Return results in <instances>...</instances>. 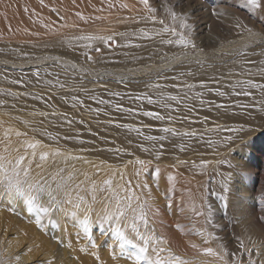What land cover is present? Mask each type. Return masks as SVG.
<instances>
[{"label": "rangeland", "instance_id": "rangeland-1", "mask_svg": "<svg viewBox=\"0 0 264 264\" xmlns=\"http://www.w3.org/2000/svg\"><path fill=\"white\" fill-rule=\"evenodd\" d=\"M162 1L149 0V6L156 9L155 13H149L141 4L143 7L142 12L137 15L140 16L144 13L146 15H143V17L137 16L136 18L139 21L142 18L144 19L145 23L142 22L143 27L140 28V33L145 36V39L134 40L135 49L132 50L130 55H127L133 58L135 62H141L135 64L139 66L138 69H143L145 68L143 66H146L148 73L151 68L161 64L160 61L161 59L163 60L162 56L167 54L168 51H175L183 47L180 45L176 49L164 48L162 45L160 46L161 42L163 40H168L172 33L168 32L169 34L163 33L162 35H157V33L161 32L163 27L167 26L172 29L176 24V22H173L175 20L170 17V13L175 11H171L169 14L165 12L166 7L169 6L170 8L172 3L175 7L180 9L181 15L175 12L178 18L184 15L182 16L183 18H189L191 16L190 18L194 19L196 30L190 31V34H188V31L186 34H188V38L195 47H183L181 51L182 55L184 54L186 57L190 56V58H192L193 55V58H200V56L206 55L207 52L210 53L213 51L211 47H201L202 44L208 45V43L210 44L213 42L224 43L226 40H233L234 35L232 34L243 27L245 22L240 21L239 16L236 14L237 12L242 15L248 14L247 16L254 15V17L259 18L260 23L263 22L262 24H264L263 14L246 5V0H222L226 4L231 3L230 7L232 6L233 9L228 8L227 10L229 12L224 10L225 13L223 10H211L210 8L207 9V7L205 9L204 5L207 6L211 0ZM200 3L201 5L198 6ZM0 7V22L4 23L2 25L3 32L10 36V38L8 36L9 40L6 38L7 40L4 41L5 43H0V48L4 51L0 53V71H2L0 73V156H4L7 160H11L13 164H15L17 157L21 155L24 156L26 159L22 167L30 168V175L27 177L30 182L48 181L54 188L56 182L60 181L61 177L67 178L71 175L73 179L67 183L66 190L72 192L73 200H75L76 195L79 194L91 203L92 193L90 191V186L93 183L97 185V191L95 193L97 202L92 205L95 212L88 217L90 221V231L85 233L83 225V220L85 219L83 206L75 218L68 214V210L72 208L70 204L64 205V212L53 209L50 210L48 214H44L39 212L36 206H33L32 210L29 211L28 208H23L24 203V206H26L27 203L22 202L24 201L22 198L6 191L4 174L0 173V264H16L20 255H24V253L25 256H29L30 258L25 260L22 264H136L135 255L138 254V247L134 248L132 245L124 243L115 233L114 229L117 227L115 218L110 222H104L102 224L97 221L96 213L100 212L104 207L102 201H105L106 198L107 201H110L109 208L112 212L116 213V215H119L120 211L125 213L124 218L120 221V228L129 238L133 239L135 244L143 246V241L135 236L132 230L133 224H135L136 231H138L141 236L152 238L148 245V252L146 253L152 260L156 258L157 252H159L161 258L167 259L170 250L173 256H179L182 260L187 261L188 264H222L217 257L206 254L205 249L212 248L214 252L220 254H223L225 251L229 253L226 257L229 264H233L235 260H239V264H264V233L258 230V228H255L259 226L264 230V135H261V140L258 139L259 142L255 143V147H257L254 148V150L250 147H245V144L252 146L253 141L250 143L246 142V140H250V136H247V138L245 136L243 140H236L237 137L232 138L233 141L236 140L231 144L232 149L230 152L232 155L229 153V161L224 163L219 161L218 158L216 159L214 156L216 154L211 152L192 150L188 152L189 155L187 153L181 155L163 152L156 148L154 149L153 140L148 139L150 136L148 134L153 131L162 130L165 127L174 129L176 133L194 132L196 135L203 137H210L212 135H207L211 133L208 127L214 124L206 123L204 120L205 117L199 115L193 107L187 104L185 102V96L181 91H178L184 88L185 84H189V82L178 80L177 78H174L177 79L175 83L173 82L170 84L169 82V84L177 89V92H175L177 94H173V96L176 97L175 100L178 102V105L174 109H171V111H165L163 113L165 116L164 124H157V126L154 124L151 126V123L138 121L135 114L140 112L139 109L136 110L138 112H135V110L129 111L130 115L123 117L124 119L112 120V118H106L100 113H94V111H82L84 109H78L77 105L64 106L59 104L58 96L62 97L61 95H64L66 92L74 93L76 91H86L96 86L102 87L104 85L111 89V91H108L109 93L128 92L129 90L124 91L122 87H117L115 84L118 85L117 83H120L121 80H125L121 77L124 76L125 73L130 72L129 74L132 75L138 69H133L135 65L132 66V64L125 66V64L120 61L106 63L98 58L85 59L83 61V65L86 64L84 75L81 71L82 66L75 73L68 75L66 73L53 72L48 74L47 78L42 79L43 83L41 82V78L38 79L39 82L34 81L31 83L29 75H33L35 72L38 73L39 69L42 67L37 64L38 61L46 62L49 60H59V58L63 60L66 59H64V56L55 57L56 55H54V57L57 59H53V55L51 57L49 54H52L51 52L54 51L49 52L50 50L41 43L24 42L22 38L19 41L15 40L18 39L19 36L17 34H21V30L18 31L13 25L10 23L8 24L5 16L12 13L11 16L13 17L17 12H14L10 6V13L8 11L5 12L4 6L0 5ZM194 7L198 8V10ZM11 9L13 12H11ZM229 9H231V11ZM32 11L33 9H30L29 13ZM53 11L52 9V12ZM196 11L199 12L197 13ZM5 13L7 15H5ZM153 15L156 17L155 22L152 20ZM7 18L9 17L7 16ZM12 20L17 21V18H12ZM147 21L149 24H146ZM160 21H164V23L161 24ZM197 21H200V23ZM5 23L9 26L11 25V28H8V25ZM6 25L7 30H12L10 33L6 30ZM228 27L232 30H229ZM262 30H264V25L262 26ZM176 36L179 39V35ZM208 36L210 38H208ZM12 39L15 40V44ZM225 45L226 44H224V46ZM202 49L204 51H202ZM147 53H150V55H146ZM65 64H69V62H65ZM173 65L174 64L170 65V67ZM111 70L113 72H111ZM155 72L156 73L152 76L153 79H146L147 82L150 80L151 82L153 81L154 86L157 85V83L162 84V77L160 76V72L162 71ZM48 78H50V80ZM45 80L46 82L48 80L50 82L53 81L51 82L53 85L49 83V81L46 83ZM131 80L138 81V79ZM164 84L169 86L168 82ZM60 85H63V87ZM115 89L119 90L115 92ZM149 89L150 92H155L154 89ZM131 92L136 93L139 91L133 90ZM156 92L158 93L160 91L156 90ZM179 93H181V95ZM177 97L182 99V101L180 99L178 100ZM114 105L119 108L124 107L121 101H118V103ZM129 116L131 117V121ZM168 117H171V119H168ZM69 121H71V123H69ZM126 124H129V127ZM121 127L130 128L129 130L132 132H137L136 128L139 127L138 129L140 131L145 132L146 135L144 137H147L141 138L138 136L139 133L135 132L136 135H134L133 138L123 137L118 134ZM219 128L221 127L219 126ZM236 129H239V127ZM114 130L116 132H114ZM18 132L21 133V135H16ZM151 136L153 137L154 135ZM128 138L131 139L130 142ZM143 139L146 144L143 142ZM135 140L137 141L135 142L136 144L134 143ZM139 140L140 143H138ZM36 142H39V146L35 149L36 155L33 157V150L27 148V144ZM99 142L102 143L100 144ZM125 143L128 145H125ZM142 143L143 145L145 144V146H143ZM237 143L239 145H237ZM141 147L150 148L149 153L148 151L144 152V148L141 149ZM241 147L243 150L247 149L246 153L242 150L246 154L245 157L239 154ZM117 150H119L120 153ZM55 151H60L63 155H52ZM43 152L49 153L46 161H41L39 159L40 154ZM106 152L108 153L106 154ZM138 152L141 153L139 154ZM157 153H159V158H157ZM255 153H257V155H254ZM135 154L136 156H134ZM234 155L240 158H236ZM72 157H79V159H72ZM122 158H125L124 161ZM215 159L217 160L216 162ZM251 159L253 160L251 161ZM138 160H144L145 165L142 166L136 163ZM204 160L206 161V168L201 167V162H204ZM225 163L229 164L226 165ZM136 164L138 165L136 166ZM219 164L220 167H218ZM37 165L40 166L37 167ZM195 165L198 166L196 167ZM12 166L13 165L7 166L9 175H11ZM192 166L194 167L191 168ZM198 167L202 168V174L194 171V168ZM217 171H220L222 175H220V172L217 174ZM137 173H139V175H137ZM250 173L255 177L253 175L252 177ZM121 174L123 175L122 179ZM203 174L205 176H203ZM219 175L222 176L223 179L222 177L220 178ZM20 178L25 179L23 173H21ZM228 178L230 180H228ZM109 179L113 181L112 189H115L119 194L120 209L116 208V200L112 197L110 190H99L103 182ZM77 185L79 187H77ZM221 189L223 191H221ZM225 193H227L226 197L224 195ZM229 198L230 201L227 200ZM234 198L236 200H234ZM19 199L22 201L15 204ZM4 200L7 205L3 203ZM200 200H202V202ZM21 203L23 205H21ZM129 203L130 207L128 206ZM14 204L15 206H13ZM37 204L47 206L46 198L38 200ZM18 205L23 208L19 210H22L21 214L17 212V207L19 209ZM141 205H144V212L146 214L145 220L147 223H145V220L139 219ZM192 205H194V208ZM250 205L253 206V209ZM245 206L246 209H244ZM27 207H29V205ZM25 210H28V213ZM15 212H17V214ZM262 214L263 216H260ZM250 215H252L255 221L250 218ZM254 215L258 217L257 220ZM38 216L41 218L40 224L36 223V218ZM15 219L17 221L14 222ZM21 223L23 225H21ZM36 225L38 228L35 227L34 229ZM42 229H45V232ZM40 231L44 233L41 234ZM41 236H43V238H41L42 240L39 238ZM157 239L160 241L166 240L167 243L157 244ZM241 242H243V247L240 246ZM220 243L221 245L219 246ZM93 244H95V247ZM193 245H195V247H193ZM153 248H155L156 251H153ZM160 249H165V251H160ZM247 249L251 250L252 257L249 256L248 251H246ZM64 258L67 260H64ZM139 264H148V262L141 260Z\"/></svg>", "mask_w": 264, "mask_h": 264}, {"label": "bare ground", "instance_id": "bare-ground-1", "mask_svg": "<svg viewBox=\"0 0 264 264\" xmlns=\"http://www.w3.org/2000/svg\"><path fill=\"white\" fill-rule=\"evenodd\" d=\"M171 2H172V0H171ZM262 2H264V0H262ZM110 3L112 4V7H109ZM124 4H126L127 7H121V5H124ZM230 4L229 3L226 4L222 0H211L207 4V6L204 5V7H205V9L207 7V9L210 8L211 10H223L224 11V10H227L228 8L232 9V6L230 7ZM0 5L4 6L3 8H5V12L8 11L10 13L9 6L14 10V12L15 11L17 12V14L15 13L16 15L13 13L14 14L13 17L11 16L12 13L10 15H7L5 13V15H7L9 18L11 16V18H10L11 21L9 20V18H7V16H5L6 17L5 19L8 21L7 23L8 24L10 23L11 25H13L15 29H18V31L21 30L20 31L21 34L20 33L17 34L16 32L15 33L13 32L14 34H17L19 36L18 39H15V40L19 41L22 38V39H24V42L41 43V44L45 45L48 50H50L49 52L54 51V52H51L52 54H49V55H51V57H52V55H53V58L64 56V59L67 60L66 61V60H63L62 58H59V60L57 59L55 61L49 60L46 62H42V61H38V63L35 62L42 67L39 69V72H38L39 76H37V72H35V74H33V75H29V79H31V81H30L31 83H33L34 81L39 82L38 81L39 78H41V82H42V79L47 78L48 74H51L53 72L54 73L55 72L66 73L69 75V74L77 72V70H79L82 66L83 67L81 68V71H82V74L84 75L85 71H86V64L83 65V61L85 59H89V57H91V59L98 58L99 60L105 61L106 63H112V62H119L120 61V62L124 63L125 66L131 65V64L133 66L135 64L141 63V62H135L133 58H130L127 56V55H130V53H132L133 49H135L134 40L145 39V36L140 33V28L143 27L142 22H144V19L142 18L143 20L140 19V21H139L136 18L138 16L137 14H140L142 12V9H143L142 5L137 0H42V2H41V0H0ZM199 5H201V3L198 4V6ZM41 7H42V9H41ZM202 7H203V5H202ZM194 8H196V7H194ZM12 9H11V12H13ZM25 9H27V10H25ZM30 9H33V11L29 13ZM52 9H54L55 12L54 11L52 12ZM231 9H229V10L231 11ZM0 10H1V7H0ZM196 10H198V8H196ZM254 10H258V9H254ZM3 11H4V9H3ZM171 11H175L181 15L180 9L175 7L173 5V3H172V6L170 8H169V6H167L166 10H165V12L167 14H169V12H171ZM258 11L264 15V11H261V10H258ZM194 12H195V10H194ZM227 12H229V11L227 10ZM55 13H56V15H55ZM186 13H187V10H186ZM190 13H192V12H190ZM224 13H225V11H224ZM208 14H210V13H208ZM208 14H207V16H208ZM236 14L239 16L241 22L245 21L244 26L242 24V26L245 28L240 26L241 28L239 30L237 29L238 31L236 33L232 34V35H234L233 40H226V41H224V43L223 42L222 43L213 42L210 44L208 43V45L205 43L207 46L202 44L201 47H203V48H205V47L210 48L211 47L213 51L210 50L211 52L210 53L207 52L206 55L201 54L202 55V57L200 56L201 59L197 58V57L193 58L194 55L192 56V58H190V56L186 57L184 54L182 55L181 51H182L183 47H180L178 50L168 51L167 54L162 56L163 60L161 59V61H160L161 64L160 65L157 64L158 66H156V67H154V65H153L154 68H151L149 73H148L146 66H143V67H145L143 69H138L139 66L135 65V67L133 69H138V70L136 72H134V74L130 75L129 74L130 72H129V73H125L124 76H121L126 81L121 80L120 83H117L118 85L115 84V86L122 87L124 89V91L129 90L128 92L126 91V92H121V93H109L108 91H111V89L105 87L104 85L102 87L96 86V87L91 88V89L86 90V91L85 90L80 91V92L76 91L74 93H68L65 91L66 92V93H64L65 96L64 95H61L62 97L58 96L59 104H62L64 106L77 105L78 109L79 108L84 109L82 111H86V110L94 111V113H100L102 116H105L106 118L107 117L112 118V120L113 119H118V120L122 119L123 117L130 115L129 111L135 110V112H138L136 110L139 109L140 112L135 114L136 116L134 115L135 117H137L138 121L144 122V123H149V124L151 123V126L153 124L155 126H157V124H164V120L158 121V120L153 119L152 117L143 115V113L144 112H158L161 115H163V113L165 111H168V110L171 111V109H174L178 105V102H176V100L170 99V97H174L173 94H177V93H175V92H177V89H175L174 86H171L170 84L173 82L175 83V81H177V79L178 80L179 79L185 80L186 82L188 81L189 84H187V85L185 84L184 88H181L180 86H178L179 88H181L178 91H181V93L185 96V98H186L185 102L187 104H189L191 107H193L195 109V111H197V113H199V115L205 117L204 120L206 121V123H210V124L213 123L214 124V125H211L210 127H208V125H207V127L209 128V132H211V133H208L207 135L208 136H210L211 134L212 135L210 137H206V136L203 137L200 135L187 136V135H183L184 133H178L177 135H173L172 133H164L162 130H159V131L157 130V131H153L152 133L148 134L150 136L154 135L153 137L157 138V139L153 140V148L159 149L160 151H163V152H169V153H175V154H181V155L186 154V153L188 154V152H190L192 150H200L202 152H208V153L211 152V153H214L217 155V156L214 155L216 159L218 158L219 161L224 163V162L229 161L228 158L230 157V154H231L230 150L232 149L231 144L234 143L236 140H243V138H245V136H246V138H247V136L248 137L250 136V138H249L250 140H246V142L250 143L253 141L252 146L245 144V147H247V148L250 147L254 150V148L257 147V146L255 147V143H258L259 142L258 139H260V137H262L261 135H264V88H261V87L252 88V87H247V86H242V85H245V83L247 81H251L252 83H254L256 85H264V30H262V26L264 24H262L263 22L260 23L259 18L254 17V15L253 16H251V15L247 16L248 14L242 15L238 12ZM143 15L145 16L146 14L144 13ZM143 15H140V16L143 17ZM263 15H262V17H264ZM140 16H138V17H140ZM182 16H184V15H182ZM0 17H1V14H0ZM170 17H171V15H170ZM190 17L189 18L184 17V20H185V22L192 25V28L190 31L196 30L195 25H194V19H192ZM2 18H3V16H2ZM12 18H17V21L12 20ZM211 19H212V16H211ZM173 22H176V24L174 25V28L172 27V29H175L176 34L170 35L168 39L173 40L174 43L167 44L163 40L161 42L160 46L162 45V47H164V48H169V49L178 48L180 45L175 43V41L178 40L176 35H179L180 33L186 34L189 31L187 29H183L180 27L181 20L179 18ZM7 23H5V24H7ZM198 23H200V21ZM3 24H4L3 22H0V43H5L4 41L7 40L6 38H8V36H9L3 32V26H2ZM146 24H149V22L147 21ZM7 25L5 27L6 30H7ZM11 25L10 26L8 25V28H11ZM202 25H203V23H202ZM229 30H232V29L229 28ZM233 30H235V29H233ZM7 31H9V30H7ZM11 31H9V33ZM15 31H17V30H15ZM85 36H96V37L102 36L105 38L112 36L114 38L115 42L113 43L112 41H109V42L105 43L101 40L88 41V40H84V39H77L78 37H85ZM9 38H10V36H9ZM9 38H8V40H9ZM208 38H210V37L208 36ZM13 40L14 39H12V41ZM15 40L13 42L14 44H15ZM229 41H231V42H229ZM20 42H23V41H20ZM208 42H210V41H208ZM14 44H12V45H14ZM224 44H226V45L224 46ZM88 45H90V47ZM96 49H99V51H96ZM202 51H204V50L202 49ZM3 52L4 51H2V48H0V53H3ZM199 52H201V51H199ZM54 55H56V56L54 57ZM146 55H150V53H147ZM158 61H159V59H158ZM65 62H69V64H65ZM53 63H55V64H53ZM172 64H174V65L170 67V65H172ZM151 67H152V65H151ZM155 71H162V72H160V76L162 77V82H161L162 84L157 83V85H159L160 87H156V85L154 86L153 81L151 82V80H150L149 82H147V80H146V79L152 78L154 73H156ZM1 72L2 71H0V73ZM111 72H113V71L111 70ZM111 72H110V74H111ZM113 75H115V74H113ZM135 75H137V76H135ZM141 78H143V79H141ZM174 78H177V79H174ZM48 79L50 80V78H48ZM131 79H138V81L137 82L132 81ZM45 82H46V80H45ZM51 82H53V81H51ZM165 82H168V84L170 82L169 86H166L164 84ZM62 83H64V82H62ZM177 85H178V83H177ZM179 85H180V83H179ZM183 85H181V86H183ZM149 88L154 89L155 92H156V90H158L160 92H158V93L157 92L155 93L154 91L150 92ZM80 89H81V85H80ZM116 90L117 89H115V92H116ZM133 90H136L139 92L132 93L131 91H133ZM63 92H64V90H63ZM221 92H223L224 95H220L219 93H221ZM246 92L251 93V94L250 95L243 94ZM181 93H179V94L181 95ZM161 94H162V96H161ZM73 97H76L77 99L74 100ZM137 97H139V99H137ZM146 97H151L153 102L149 103L148 99H146ZM177 99L179 100L180 98L177 97ZM180 100L182 101V99H180ZM118 101H121L123 103L124 107L119 108L120 104H119V107L115 106L114 104L118 103ZM165 105H167V106H165ZM191 112H192V110H191ZM168 115H170V114H168ZM129 119L131 121V117ZM133 123H134V121H133ZM129 124H126V125H128V127H129ZM105 126H106V124H105ZM109 126H111V125H109ZM124 126H125V124H124ZM216 126H217V128H216ZM219 126L221 128H219ZM118 127H119V124H118ZM235 127L236 128L239 127V129H236ZM138 128H136V129H138ZM230 128H232V129H230ZM129 129L121 127V129H119L118 134L122 135L123 137L126 136V137L133 138L134 135H136L135 133H138L135 131L132 132ZM149 131H150V129H149ZM114 132H116V131L114 130ZM145 135L146 134L144 131H139V135H138L139 137L143 138ZM160 136H165L166 138L164 140H160V139H158ZM146 137H144V138H146ZM130 138H128V140ZM229 138H231V139H229ZM232 138H236V140L233 141ZM145 140H147V139H145ZM123 141H124V139H123ZM130 141H131V139L129 140V142ZM135 142H137V141L135 140L134 143ZM143 142L145 143L144 139H143ZM127 143H125V145H128ZM138 143H140V140ZM145 144L143 145V143H142L143 146H145ZM161 144L163 145V148H160ZM129 145H131V144H129ZM148 145H150V144H148ZM237 145H239V144L237 143ZM237 145H235V146H237ZM143 148L141 147V149H143ZM137 149H138V147H137ZM148 149H150V148H148ZM242 150L243 149L241 147L239 154L241 156L245 157L246 156L245 153H246L247 149L243 150L245 153ZM122 152H123V150H122ZM122 152H121V154H122ZM144 152H147V151H144ZM102 153H105V152H102ZM107 153L108 152H106V154ZM127 153H130V152H127ZM138 153L140 154L141 152H138ZM148 153H149V151H148ZM124 154H126V153H124ZM249 155H250V153H249ZM254 155H257V153H255ZM134 156H136V154ZM117 157H118V155H117ZM122 157H123V154H122ZM257 157H259V156H257ZM208 158H209V156H208ZM236 158H240V157H236ZM251 158H252V156H251ZM124 159H123V161H124ZM193 159H195V158H193ZM216 159H215V162L217 161ZM254 159H255V157H254ZM128 160H130V159H128ZM245 160H247V159H245ZM249 160H250V158H249ZM252 160L253 159H251V161ZM213 161H211V162H213ZM188 162H190V161H188ZM204 162H206V161L204 160ZM128 163H129V161H128ZM239 163H240V160H239ZM199 164H200V162H199ZM220 164L218 167H220ZM225 164L227 165L229 163H225ZM137 165L138 164H136V166ZM207 165H209V164H207ZM248 165H247V167H248ZM195 166L197 167L198 165H195ZM193 167L194 166H192L191 168H193ZM204 167L206 168L207 166H204ZM205 168H204V170H205ZM194 169H195L194 171H197L198 173L202 174L201 173L202 168L198 167V168H194ZM234 170H235V168H234ZM219 172L217 171L216 173L218 174ZM245 174H247V173H245ZM196 175H198V174H196ZM220 175H222V173ZM225 175H228V174H225ZM250 175H251V173H250ZM203 176H205V175L203 174ZM217 177H218V175H217ZM221 177L222 176H220V178ZM200 178H202V177H200ZM222 179H223V177H222ZM228 180H230V179L228 178ZM249 180H250V178H249ZM187 185H189V184H187ZM197 187H199V186H197ZM221 191H223V190L221 189ZM244 192H242V193H244ZM226 194L227 193L224 194L225 197L227 196ZM227 200L230 201V198ZM234 200H236V199L234 198ZM19 201H22V200L19 199L18 201H16L15 204H17ZM200 201L202 202V200H200ZM11 202L13 203L12 200H11ZM11 202H9V203H11ZM22 202H25V201H22ZM3 203H5V200L3 201ZM204 203H205V201H204ZM247 203H249V202H247ZM15 204L13 206H15ZM21 205H23V204L21 203ZM24 205H25V203H24ZM24 205H23V208L26 207L24 209H27V208L29 209V207H27L28 206L27 204H26V206H24ZM194 205H195V203H194ZM194 205H192L193 208H194ZM250 207H252V209H253V206L250 205ZM23 208L19 206V209H18V207H17V212L18 213L20 212V214H21L22 210L21 211H19V210L23 209ZM244 209H246V206ZM25 211L28 213V210H25ZM17 212H15V213L17 214ZM22 214H24V213H22ZM23 216H25V215H23ZM250 216L249 217L252 218V215H250ZM260 216H263V214ZM28 217H29V215H28ZM255 217L257 220L258 217L257 216H255ZM11 219H12V217H11ZM252 219H254V218H252ZM258 220H261V219H258ZM15 221H17V220L15 219L14 222ZM19 221H18V223L20 224V222H22V221H20V222ZM253 221H255V219ZM22 223H21V225L24 224V223L23 224ZM250 226H251V224H250ZM35 227H37V225L34 226V229H35ZM255 228H258V230H260L264 233V230L262 228H260L259 226H256ZM18 230H20V229H18ZM38 230H40V229H38ZM42 230H44V232H45V229H42ZM61 230H63V229H61ZM30 232H32V231H30ZM35 232H36V230H35ZM43 233L41 232V234H43ZM32 235H33V233H32ZM44 235H46V234H44ZM39 238H40V240H42L41 238H43V236H41ZM220 245H221V243L219 244V246ZM29 258L30 257L25 256V253H24V255H20L16 264H22L25 260H28ZM64 260H67V259L64 258ZM70 264H72V263H70Z\"/></svg>", "mask_w": 264, "mask_h": 264}, {"label": "snow or ice", "instance_id": "snow-or-ice-1", "mask_svg": "<svg viewBox=\"0 0 264 264\" xmlns=\"http://www.w3.org/2000/svg\"><path fill=\"white\" fill-rule=\"evenodd\" d=\"M42 2V0H41ZM140 4H142L144 6L145 9L148 10L149 13H155L156 9L151 8L149 6V0H139ZM246 4L254 9H258L261 11H264V2H262V0H246ZM109 7H112V4H109ZM121 7H127L126 4L121 5ZM27 10V9H25ZM54 10V9H53ZM171 17L173 20L178 19L177 15L175 12H171L170 13ZM181 20L180 23V27L183 29H187L189 30L190 34V30L192 28V25L185 22L183 17L179 18ZM152 20L155 22L156 17L153 15L152 16ZM161 24L164 23V21H160ZM171 32L173 35H175V29H170L169 27L165 26L161 29L160 33H157V35H162L163 33H168ZM188 34L185 33H180L179 34V39L175 41L176 44L181 45L185 48L192 46L195 47L194 44H192L191 40L188 38ZM77 39H84V40H88V41H92V40H101L105 43L112 41L113 43L114 38L112 36L109 37H96V36H85V37H78ZM167 44H172L174 43L173 40L168 39L166 41H164ZM90 47V45H88ZM96 51H99V49H96ZM53 59H57V58H53ZM89 59H91V57H89ZM74 67V66H73ZM37 76H39V73H37ZM49 83H51L49 81ZM242 86H247V87H252V88H256V87H261L264 88V85H256L254 83H252L251 81H247L245 83V85ZM61 87H63V85H61ZM156 87H160L159 85H156ZM220 95H224L223 92L219 93ZM245 95H250L251 93H243ZM162 96V94H161ZM163 98V97H162ZM74 100H76V97H73ZM137 99H139V97H137ZM146 99H148L149 103H152V99L151 97H146ZM170 99L175 100L176 97H170ZM167 106V105H165ZM143 115L145 116H149L152 117L155 120L158 121H163L165 120V116L161 115L158 112H144ZM168 119H171V117H168ZM69 123H71V121H69ZM136 131L139 133V129H136ZM162 131L164 133H172L173 135H177L178 133L175 132L174 129L172 128H168L165 127L162 129ZM16 135H21V133H16ZM183 135H187V136H195L196 134L194 132H190V133H184ZM166 137L165 136H160L158 139L160 140H164ZM149 140H155L157 139L156 137H148ZM231 139V138H229ZM39 146V142L36 143H28L27 144V148L32 149V156L35 157L36 152L35 149H37V147ZM160 148H163V145H160ZM145 151H149V149H144ZM119 151V150H117ZM52 155L54 156H60L63 155V153H61L60 151H55L54 153H52ZM49 153L48 152H43L40 154L39 159L41 161H46L48 159ZM157 158H159V153H157ZM26 158L24 156H19L16 158L15 160V164H13V162L11 160H7L6 157L4 156H0V173L4 174V181H6L5 184V189L6 191L14 194L15 196L22 198L28 205H29V211L32 210L33 206L37 207V210L39 212H42L44 214H48L50 212V210H58L61 212L65 211L64 205L65 204H70L72 205V208L70 210H68V214L72 215L74 218L77 217L78 212L82 209L83 206V212L85 214V219L83 220V225H84V231L85 233H88L90 231L89 229V219L88 217L91 216V214L93 212H95L94 207L92 206L93 204H95L96 201V191H97V185L95 183H93L90 186V191L92 193V201L91 203H89L85 197L80 196L79 194L76 195L75 200H73L72 198V192L66 190V185L69 181H71L73 179V177L71 175H69L67 178L61 177L60 181L56 182L55 187L53 188L51 184L48 183V181H43V182H30L27 177L30 175V168H24L22 167L23 162ZM72 159H79V157H72ZM136 163L140 164V165H145V161L144 160H138L136 161ZM8 165H13L12 166V170H11V175L8 174L9 169H8ZM40 165H37V167H39ZM206 166V162H202L201 167ZM21 173H23V176L25 177V179H21ZM137 175H139V173H137ZM123 178V175L121 174V179ZM112 184L113 181L111 179L106 180L103 182V185L100 187V191H105V190H110L111 191V195L112 197L115 198L116 200V208L120 209L121 208V204H120V197L119 194L115 191V189H112ZM106 186V187H105ZM77 187H79L77 185ZM47 200V206H42V205H38L37 201L38 200H42L45 199ZM102 203H104V207L101 209L100 212L96 213L97 216V221L99 223H104V222H110L113 220V218H115L116 223H117V227L114 229L115 233L120 237L121 240L124 241V243L132 245V247L137 248L138 247V254L135 255V262L136 264H139V262L141 260H145L148 262V264H188L187 261L182 260L179 256H173L169 250V256L167 259L161 258L159 255V252H157L156 258L154 260H152L149 256L146 255V253L148 252V245L150 243V240L152 238L150 237H145V236H141V234L136 231V226L135 224L132 225V230L135 234L136 237L140 238L143 241V246H138L137 244H135L133 242L132 238H129L128 235H126L125 232L121 231L120 228V221L122 218H124L125 213L123 211H120L119 215H116V213L112 212L109 208V203L110 201H107V198L105 201H102ZM146 204V202H145ZM130 207V203L128 205ZM145 212H144V205L140 206V212H139V219L141 220H145ZM135 218V217H134ZM36 223L40 224L41 223V218L38 216L36 218ZM145 223H147V221L145 220ZM156 243H167V241H160V240H156ZM93 246L95 247V244H93ZM241 247H243V242H241L240 244ZM193 247H195V245H193ZM153 251H156L155 248H153ZM160 251H165V249H160ZM246 251H248L249 256H251V250L247 249ZM206 254L211 255V256H215L217 257L222 264H229V261L226 259V257L229 255V253H227L226 251L223 254L214 252L212 248H207L205 249ZM233 264H239V260H235L233 261Z\"/></svg>", "mask_w": 264, "mask_h": 264}]
</instances>
